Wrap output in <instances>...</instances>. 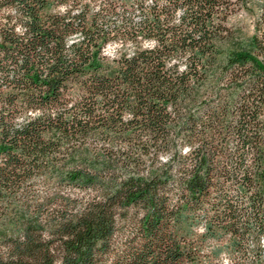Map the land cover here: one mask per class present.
Returning a JSON list of instances; mask_svg holds the SVG:
<instances>
[{
	"label": "trees",
	"instance_id": "1",
	"mask_svg": "<svg viewBox=\"0 0 264 264\" xmlns=\"http://www.w3.org/2000/svg\"><path fill=\"white\" fill-rule=\"evenodd\" d=\"M261 236L264 0H0V264H264Z\"/></svg>",
	"mask_w": 264,
	"mask_h": 264
},
{
	"label": "rangeland",
	"instance_id": "2",
	"mask_svg": "<svg viewBox=\"0 0 264 264\" xmlns=\"http://www.w3.org/2000/svg\"><path fill=\"white\" fill-rule=\"evenodd\" d=\"M232 19L235 21L240 20L249 34L253 32V28H252L253 22L252 21L254 19V15L241 12L237 15H234ZM113 48L114 46H110L108 47V50L112 51ZM247 243H248L249 249H251L252 248L251 240L249 239ZM259 243H260V251H261L260 253H261L262 258L264 259V236H261L259 238ZM220 259L221 261L226 262L228 260V257L224 253H221Z\"/></svg>",
	"mask_w": 264,
	"mask_h": 264
}]
</instances>
